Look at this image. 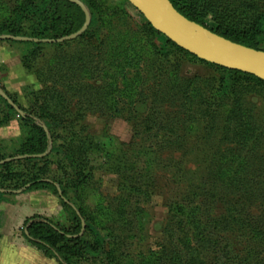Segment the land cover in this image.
I'll use <instances>...</instances> for the list:
<instances>
[{
    "label": "rangeland",
    "instance_id": "374dc122",
    "mask_svg": "<svg viewBox=\"0 0 264 264\" xmlns=\"http://www.w3.org/2000/svg\"><path fill=\"white\" fill-rule=\"evenodd\" d=\"M83 2L91 21L73 39L0 40L1 88L53 133L46 156L21 155L27 128L0 95V264H59L23 234L33 215L67 217L53 191L14 192L33 179L82 210L93 248L72 264H264V82L170 47L128 0ZM212 3L255 22L264 50V0ZM49 6L0 0V35L54 37ZM51 93L67 122L52 123ZM76 132L103 147L75 184Z\"/></svg>",
    "mask_w": 264,
    "mask_h": 264
},
{
    "label": "trees",
    "instance_id": "16d2710c",
    "mask_svg": "<svg viewBox=\"0 0 264 264\" xmlns=\"http://www.w3.org/2000/svg\"><path fill=\"white\" fill-rule=\"evenodd\" d=\"M171 1L173 2L174 6L185 16L201 23L212 31L223 35L233 41L258 48L256 43L253 41L254 36L251 37L250 35L251 33L257 32L256 23H246L247 21L244 20L243 29L242 27H236L233 23H228L229 20L227 21V19L224 17L223 11H229V6L221 8V10L217 11L215 9L214 3H212V1L214 0ZM84 4L88 7L90 13H93L90 6L86 2H84ZM49 5V7H53L54 18L52 20V30L56 32L54 37L50 35V38H59L65 35H69L78 31L82 27L85 21V14L77 4L69 0H49ZM209 15L212 16L213 20H215L216 26L214 28L209 27L205 23V20ZM148 24L150 29L154 33H157L166 38L168 42L167 44L170 47H174L175 49L180 50L191 57L198 58L195 55L177 46L164 34L157 31L149 21ZM43 37L41 36L39 37V39ZM200 60L208 62L203 59ZM215 66L232 73H241L252 76L254 78H258L254 75L247 74L241 71L226 69L218 65ZM258 79L264 82L263 79ZM50 99L51 101H54V103L56 102V100L58 102L61 99V94L51 93ZM50 99H47V103L50 101ZM5 102L6 105L9 106L12 110H16L12 105L8 103L7 100ZM57 104H53V108H55V112H53V115L55 116L52 117V123L56 124V122H67V118L60 119L58 117L57 114L63 113L59 112V107L57 106ZM23 112V114L19 112L18 114L20 115L22 123L27 128L28 138L26 139L25 144L22 145L20 154L30 155L44 153L45 151H47L53 138V133L51 131V128H49L50 125H48V131H46V129L44 128V124H41L39 121H37L36 117L33 114L24 110ZM51 120L52 119H50V121ZM63 127L66 130L73 132L71 127H68L66 125H63ZM68 135H70L72 141L70 144L68 143L67 145H65V143L68 142L67 139L69 138L65 136L63 137V139L65 138V142L63 143V145H65V147H68L69 149H71L72 147L73 151L76 150V152H78L75 164L72 167V181L76 184L77 181H83L85 177H88L89 172L91 171L90 169L92 167L94 168L92 156L96 155V153H99V150H101V147H103V145L100 142L97 143L95 137H82L77 132ZM63 145L60 144L62 148H64ZM56 183L57 182L45 179H33L24 183V185L22 186V190L30 191L45 189L53 191L57 196L60 197V200L64 207L65 215L67 214V217L65 218V220L55 221L49 217L33 215L32 217L26 219L25 230L23 231V234L31 243V245H34L36 248L42 250L48 257L55 258L59 262V264H72L71 259L73 258V256L77 255V253H79V251L82 250L84 246L90 248H93V246H91L83 236V233L88 230L87 228H85L83 233L80 234L82 230V210L78 207L76 208L72 204L73 202L70 199L67 189H65V187L62 185L60 186L61 188H57Z\"/></svg>",
    "mask_w": 264,
    "mask_h": 264
},
{
    "label": "water",
    "instance_id": "95a60500",
    "mask_svg": "<svg viewBox=\"0 0 264 264\" xmlns=\"http://www.w3.org/2000/svg\"><path fill=\"white\" fill-rule=\"evenodd\" d=\"M77 4L85 14L82 27L69 35L59 38H35L18 35H0L2 39L29 40L34 42H62L73 39L84 33L91 21V13L82 0H69ZM160 33L164 34L177 46L196 57L224 67L254 75L264 80V50L233 41L220 35L201 23L181 13L171 0H128ZM0 95L19 113L23 114L17 104L0 86ZM46 131L48 129L45 127ZM41 154L24 155L25 157H43ZM22 157V156H21ZM3 162V161H2ZM22 189L14 192H21ZM61 193V191H60ZM84 228V221L82 220Z\"/></svg>",
    "mask_w": 264,
    "mask_h": 264
},
{
    "label": "crops",
    "instance_id": "0c3cea01",
    "mask_svg": "<svg viewBox=\"0 0 264 264\" xmlns=\"http://www.w3.org/2000/svg\"><path fill=\"white\" fill-rule=\"evenodd\" d=\"M15 193H17V192H15ZM22 193V192H21ZM17 194H20V192H18Z\"/></svg>",
    "mask_w": 264,
    "mask_h": 264
}]
</instances>
